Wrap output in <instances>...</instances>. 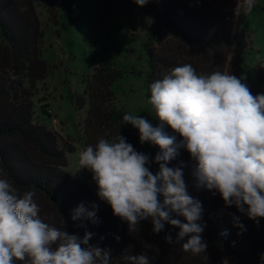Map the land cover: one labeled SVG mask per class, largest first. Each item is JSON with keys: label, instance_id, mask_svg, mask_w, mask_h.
<instances>
[{"label": "trees", "instance_id": "trees-1", "mask_svg": "<svg viewBox=\"0 0 264 264\" xmlns=\"http://www.w3.org/2000/svg\"><path fill=\"white\" fill-rule=\"evenodd\" d=\"M36 1L0 0V169L21 193L35 192L34 199L45 222L62 229L64 220L66 230L80 238L86 231L94 233L89 243L110 248V264H128L124 257L141 253L148 255L149 264H207L199 255L182 249L185 241L172 245L165 242L164 237L169 232L175 240L179 232L176 227L165 224V229L157 234L152 231L151 221L146 220L130 233L128 225L113 216L110 206L99 200L89 172L82 170L84 180H81L65 169L67 154L74 153L75 148L70 144L61 147V136L42 123L33 99L36 84L45 79L51 68L42 54L45 32ZM156 1L160 12L153 22L144 25L149 66L148 100L152 82L186 63L202 75L216 71L244 75L254 95L264 93V66L259 65L252 73L247 66L246 55L251 42L242 24L248 14L233 12L242 0ZM120 75L110 65L95 68L84 96L77 97L81 108L86 105V98L89 101L85 148L95 146L102 138L111 141L120 134L142 152L137 146L139 136L128 130L122 119L129 113L113 105L116 96L113 86ZM46 107L41 105L39 109L51 118ZM158 124L155 117L153 125ZM165 131L177 135L168 126ZM180 139L177 135V142ZM157 152L159 148L155 146V155ZM194 163L189 153L181 148L168 166L183 165L189 194L202 203L201 222L206 223L203 237L208 248H218L229 264H264L260 259V254L264 253V218L256 224L239 213L235 206L225 207L218 193L196 189L191 175ZM158 169L156 163L150 164L153 173ZM81 203L89 210H92L91 204L98 205L97 224L71 219L73 209ZM231 214L240 217L246 231L241 232L234 226ZM174 218L184 222L183 217ZM225 231L227 235H223ZM116 236L120 237L119 241Z\"/></svg>", "mask_w": 264, "mask_h": 264}, {"label": "clouds", "instance_id": "clouds-1", "mask_svg": "<svg viewBox=\"0 0 264 264\" xmlns=\"http://www.w3.org/2000/svg\"><path fill=\"white\" fill-rule=\"evenodd\" d=\"M134 2L143 7L152 0ZM255 3L242 0L233 12L251 13ZM246 80L244 75L220 71L198 74L187 63L177 66L150 85L149 103L158 125L140 115L122 117L124 124L138 130L141 144L159 148L153 158L120 134L79 153L80 170L91 174L97 197L130 233L141 221L150 220L157 234L168 224L179 232L175 240L167 233L166 243L185 241L181 244L185 252H206L202 203L189 194L183 165L168 166L181 148L195 162L191 175L196 189L218 193L225 207L235 206L256 224L264 218V93L254 95ZM165 126L181 138L179 142ZM151 163L159 166L157 172L150 170ZM34 196L31 190L21 193L0 169V264H110L111 249L89 243L94 233L86 231L80 238L66 230L64 220L62 229L45 222ZM90 207L79 204L71 219L97 224L98 205ZM231 215L234 226L246 231L240 217ZM124 259L128 264H149L144 253ZM260 259L264 261V253Z\"/></svg>", "mask_w": 264, "mask_h": 264}, {"label": "rangeland", "instance_id": "rangeland-1", "mask_svg": "<svg viewBox=\"0 0 264 264\" xmlns=\"http://www.w3.org/2000/svg\"><path fill=\"white\" fill-rule=\"evenodd\" d=\"M36 10L45 32L43 58L50 72L33 92V99L42 123L56 131L61 147L70 144L69 173L81 180L79 153L85 148V119L89 109L81 108L77 97H83L95 68L110 65L120 72L113 86L114 104L132 115L155 121V112L146 96L149 73L145 24L155 20L159 11L156 0L143 7L134 0H37ZM251 42L246 55L250 73L264 66V0H256L251 13L242 24ZM168 33V29H164ZM47 106L51 118L39 109ZM45 108V107H44ZM139 136L138 130L127 124ZM137 146L151 158L155 146L138 140ZM207 264H229L218 248L199 255ZM199 258V259H200Z\"/></svg>", "mask_w": 264, "mask_h": 264}]
</instances>
